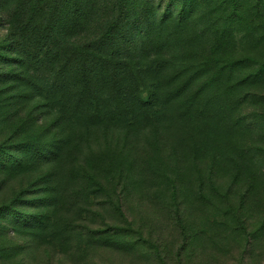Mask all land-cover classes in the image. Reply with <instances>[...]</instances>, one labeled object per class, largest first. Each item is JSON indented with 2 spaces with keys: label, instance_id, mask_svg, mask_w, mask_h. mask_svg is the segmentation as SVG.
I'll list each match as a JSON object with an SVG mask.
<instances>
[{
  "label": "rangeland",
  "instance_id": "rangeland-1",
  "mask_svg": "<svg viewBox=\"0 0 264 264\" xmlns=\"http://www.w3.org/2000/svg\"><path fill=\"white\" fill-rule=\"evenodd\" d=\"M114 1L92 0L74 25L65 19L69 44L99 36ZM51 4L54 22L64 0H0V53L15 43L7 56L17 60L0 59V208L20 213L0 215V264H264V0H206L191 16L203 31L197 52L170 28L153 37L142 28L132 52L140 80L158 91L153 113L121 106L90 129L80 100L59 112L44 94L39 37ZM219 20L232 22L233 37L210 56L206 30ZM209 57L248 63L186 104L208 72L178 96V69L195 75ZM118 104L110 97L111 110Z\"/></svg>",
  "mask_w": 264,
  "mask_h": 264
},
{
  "label": "trees",
  "instance_id": "trees-1",
  "mask_svg": "<svg viewBox=\"0 0 264 264\" xmlns=\"http://www.w3.org/2000/svg\"><path fill=\"white\" fill-rule=\"evenodd\" d=\"M91 1L87 0L85 7H82L83 1L81 0H64L63 16L55 19L54 22L51 21L55 17L53 4L45 12L48 20L39 37V46L42 51H46V60L43 63L50 64L48 71L50 78L45 80L46 85L44 86L46 99L53 100L55 109L59 112L67 110L66 105L71 100H77V102L80 100L79 114L82 125L86 129L97 126L100 122L109 121L112 115L122 111L121 106L126 107L131 104L135 114L149 117L153 113L154 97L158 91L153 85L147 87L143 79L139 78L140 65L138 59L135 62L132 52L134 46L132 36L142 28H145V34L148 37L162 34L166 28H170L175 36L178 34V43L181 46L194 47V51L197 52L200 40L203 38V31L200 34L195 32L191 16L206 0H115L109 21L99 36L91 38L89 42L82 45H74V43L70 45L64 36L67 29L65 19L74 25L78 23L77 19L80 15L89 18L85 9ZM69 4L70 7L67 10L66 7ZM221 7L224 8L225 4ZM142 13L146 14L145 18H141ZM232 25L230 20L209 23L206 31L211 37L212 53L210 56H213V52L224 51L228 48L230 39L233 37ZM165 38L168 41H174L172 36H165ZM165 38H161L163 46L167 43ZM64 45L70 47L66 54H63L64 51L60 48ZM15 46V43H10L8 48L0 53L1 61L9 65L17 61L13 56H7V53H12ZM63 55L66 56V63L59 66V59ZM75 61L78 62L77 66L74 64ZM219 61L209 57L199 62L195 70L197 74L191 76L186 75L185 67H182V72L178 69V96L185 94L191 88L199 74L208 72L204 76L203 88L197 89L198 92L190 91L188 95L192 96L186 98V104L192 103L193 98H196L203 90L218 87L221 80L228 79L234 69L244 67L248 63L243 60L231 63ZM9 75L12 76V74ZM1 76L3 75L0 74ZM254 78L256 77L250 79L249 82L252 83ZM37 83L41 86L40 81ZM214 95L215 99L221 97L216 93ZM110 97L117 99L118 110H111L108 105ZM48 147L50 146L38 150L40 158L45 161H48L47 152L50 151H47ZM59 148L58 143L54 144L49 154L55 155ZM2 152L0 149V154ZM0 159L2 164L1 156ZM0 212H2L0 215H6L7 219L20 215L18 211L8 206L0 208ZM23 223L28 225V220Z\"/></svg>",
  "mask_w": 264,
  "mask_h": 264
}]
</instances>
